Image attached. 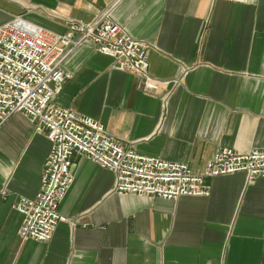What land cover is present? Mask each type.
<instances>
[{
    "label": "crops",
    "instance_id": "crops-1",
    "mask_svg": "<svg viewBox=\"0 0 264 264\" xmlns=\"http://www.w3.org/2000/svg\"><path fill=\"white\" fill-rule=\"evenodd\" d=\"M109 6L149 44L157 90L88 42L65 59L55 105L195 173L220 147L264 148V0H0V26L19 17L66 34ZM50 146L22 114L0 123V264H264V177L218 176L208 196L168 200L113 192L114 173L81 156L66 220L48 242L21 240L14 206L38 193Z\"/></svg>",
    "mask_w": 264,
    "mask_h": 264
},
{
    "label": "built area",
    "instance_id": "built-area-1",
    "mask_svg": "<svg viewBox=\"0 0 264 264\" xmlns=\"http://www.w3.org/2000/svg\"><path fill=\"white\" fill-rule=\"evenodd\" d=\"M112 9L105 8L87 24L71 23L66 34L19 17L0 26V123L22 114L51 144L38 193L14 206L22 215L21 240L48 242L57 224L66 220L60 204L74 181L75 156L112 171L113 192L168 200L208 196L210 179L218 176L242 172L249 181L264 177V148L241 154L220 147L204 170L195 173L185 163L141 155L134 144L111 136L98 120L53 103L72 78L63 68L65 59L88 42L112 59L113 69L139 76L143 90H157V81L148 73L149 44L114 20Z\"/></svg>",
    "mask_w": 264,
    "mask_h": 264
}]
</instances>
